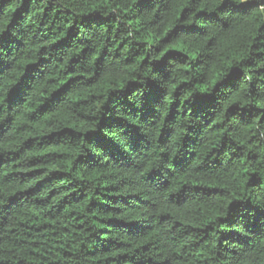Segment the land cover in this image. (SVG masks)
<instances>
[{"label":"trees","instance_id":"trees-1","mask_svg":"<svg viewBox=\"0 0 264 264\" xmlns=\"http://www.w3.org/2000/svg\"><path fill=\"white\" fill-rule=\"evenodd\" d=\"M0 264H264V3L0 0Z\"/></svg>","mask_w":264,"mask_h":264},{"label":"snow or ice","instance_id":"snow-or-ice-1","mask_svg":"<svg viewBox=\"0 0 264 264\" xmlns=\"http://www.w3.org/2000/svg\"><path fill=\"white\" fill-rule=\"evenodd\" d=\"M262 3H264V0H261Z\"/></svg>","mask_w":264,"mask_h":264}]
</instances>
